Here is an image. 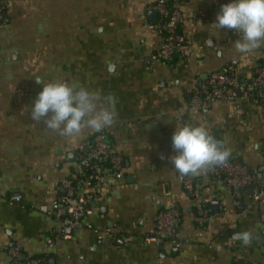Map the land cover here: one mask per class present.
Segmentation results:
<instances>
[{
  "label": "crops",
  "instance_id": "0c3cea01",
  "mask_svg": "<svg viewBox=\"0 0 264 264\" xmlns=\"http://www.w3.org/2000/svg\"><path fill=\"white\" fill-rule=\"evenodd\" d=\"M230 2L173 0L188 55L169 64L152 59L161 37L142 27L145 19L153 22L154 0H3L9 20L0 25V264H10L13 248L20 259L44 264H264V224L251 189L237 202L208 172L186 175L197 197L208 201L209 219L198 237L199 199L185 190L169 159L178 154L172 147L176 126L191 124L204 126L230 150L228 159L250 170L264 166L263 107L239 99L214 102L206 111L189 106L212 72L233 64L248 79L263 60L264 43L236 53L233 42L241 33L214 25ZM37 78L114 97L115 122L102 132L129 164L121 179L101 165L97 202L85 221L114 235L120 228L124 238L97 244L92 231L80 228L65 240L57 223L34 210L63 195L62 179L82 174L77 150L99 132L85 129L67 138L33 121L30 109L43 88ZM15 193L20 204L9 202ZM171 206L180 210L179 236L188 243H147L157 213ZM244 231L252 235L248 245L237 236Z\"/></svg>",
  "mask_w": 264,
  "mask_h": 264
},
{
  "label": "built area",
  "instance_id": "2783aa9c",
  "mask_svg": "<svg viewBox=\"0 0 264 264\" xmlns=\"http://www.w3.org/2000/svg\"><path fill=\"white\" fill-rule=\"evenodd\" d=\"M171 0H154L150 10L156 12V19L151 22L144 20L142 27L154 31L161 37L158 51L152 59L166 63H182L188 55V46L185 37L178 32L182 23L180 11L171 6ZM149 10V8H148ZM8 15L3 0H0V25L8 22ZM264 62V57H263ZM237 67L227 64L220 70L212 72L208 78L191 94L189 106L191 109L206 111L214 102H227L236 99L249 101L264 108V66H256L251 80L242 79L238 75ZM237 92V96L234 93ZM107 161L111 176L121 179L123 171L128 167V160L115 152L106 134L102 131L94 133L77 150V166L81 169L82 179L74 180L68 177L61 180L63 195L53 200L49 205L36 206L34 210L52 219L59 226V236L68 239L69 233L74 229L86 228L96 235V243L101 244L114 233L110 229H96L92 224L86 223L85 218L91 215V205L97 202L95 195L96 184L92 178L99 173V164ZM210 177L221 180L225 187L237 198V202L245 188L251 189V197L258 209V220L264 224V166L250 170L241 163L227 160L222 166H217L208 171ZM179 180L191 196L199 199L194 193L191 179L179 174ZM11 204H20L21 195L15 193L9 197ZM201 213L194 217L198 237H202L204 225L209 219L208 201L200 198L197 202ZM181 213L177 207L171 206L160 210L154 222L153 229L145 236L144 240L156 246L170 244L173 247H182L188 243L179 236ZM114 236L124 238L120 228L114 230ZM51 242H49V245ZM205 245L211 247L210 242ZM219 248L218 246H214ZM10 264H44L36 258H27L20 262L19 250L13 248L9 251Z\"/></svg>",
  "mask_w": 264,
  "mask_h": 264
},
{
  "label": "clouds",
  "instance_id": "9594fccd",
  "mask_svg": "<svg viewBox=\"0 0 264 264\" xmlns=\"http://www.w3.org/2000/svg\"><path fill=\"white\" fill-rule=\"evenodd\" d=\"M220 29H235L241 38L233 42L236 53H250L264 43V0H232L222 5L216 23ZM31 106V119L67 138L80 135L85 129L102 131L116 119L111 95L102 96L82 86L62 81L45 83ZM172 147L177 155L169 157L173 169L181 176H199L227 163L230 150L224 148L204 126H176ZM164 158L163 156L161 157ZM237 236L245 245L252 240L249 231Z\"/></svg>",
  "mask_w": 264,
  "mask_h": 264
},
{
  "label": "trees",
  "instance_id": "16d2710c",
  "mask_svg": "<svg viewBox=\"0 0 264 264\" xmlns=\"http://www.w3.org/2000/svg\"><path fill=\"white\" fill-rule=\"evenodd\" d=\"M171 6H173V0H171V2H170V4H169V8L171 7ZM174 7V6H173ZM169 64H173V62H170ZM257 66H264V62H263V60L261 61V62H259L258 63V65ZM252 76H253V73H252ZM252 76H250V78H248L247 80H251V78H252ZM106 139L108 140V138H107V136H106ZM109 141V140H108ZM110 142V141H109ZM106 165V167L108 166V164H107V161H102L99 165V168L101 167V165ZM109 170V169H108ZM82 177H84L83 176V173L82 174H80L79 176H77V177H75V178H73L74 180H78V179H82ZM95 178H96V176H94V178H92V181L94 182L95 181ZM20 262L21 263H23L24 262V259H20Z\"/></svg>",
  "mask_w": 264,
  "mask_h": 264
},
{
  "label": "water",
  "instance_id": "95a60500",
  "mask_svg": "<svg viewBox=\"0 0 264 264\" xmlns=\"http://www.w3.org/2000/svg\"><path fill=\"white\" fill-rule=\"evenodd\" d=\"M148 16L150 17V19H151L152 21H154L155 18H156V12H155V11L149 12V13H148ZM211 205H213V206L215 207L217 204H216V203H212Z\"/></svg>",
  "mask_w": 264,
  "mask_h": 264
}]
</instances>
